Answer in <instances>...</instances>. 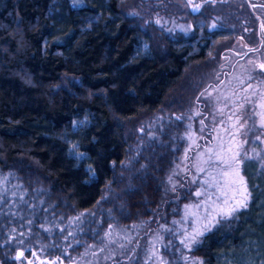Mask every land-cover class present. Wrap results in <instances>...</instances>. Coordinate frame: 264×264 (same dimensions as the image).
<instances>
[{
  "label": "trees",
  "instance_id": "obj_1",
  "mask_svg": "<svg viewBox=\"0 0 264 264\" xmlns=\"http://www.w3.org/2000/svg\"><path fill=\"white\" fill-rule=\"evenodd\" d=\"M125 1L0 0V264H14L18 248L30 254L37 240L54 238L58 255L62 246L98 244L110 225L140 223L138 234L94 263L134 264L148 234L191 198L188 177L206 141L185 132L182 173L166 192L170 178L159 180L151 151L123 167L126 127L157 112L188 64L212 51L216 36L202 21L216 10H204L200 28L191 18L194 32L168 41L160 57L138 48ZM61 74L79 82L55 90ZM70 137L85 160L70 154ZM244 171L250 204L199 238L191 249L198 264H264V170L254 162Z\"/></svg>",
  "mask_w": 264,
  "mask_h": 264
},
{
  "label": "rangeland",
  "instance_id": "obj_2",
  "mask_svg": "<svg viewBox=\"0 0 264 264\" xmlns=\"http://www.w3.org/2000/svg\"><path fill=\"white\" fill-rule=\"evenodd\" d=\"M137 1L122 2L124 18L141 33L138 48L160 57L166 55L168 41L194 32L196 25L192 19L196 22L202 19L201 14L192 18L183 0L175 1L183 6L184 12H178L169 0H150L152 7L147 2L143 4L145 0ZM209 7L217 15L202 22L208 23L207 33L216 36L212 51L188 64L174 94L157 112L127 123L129 154L123 167L126 169L137 155L151 151L159 180L170 178L164 187L166 192L175 186L182 173L185 132L193 130L194 140L202 138L207 144L193 158L188 177L191 198L177 214V210L171 211L157 230L148 234L134 264H198L191 249L199 238L250 204L244 165L257 162L264 170V71L246 63L233 64L238 24L235 13L226 12L219 3ZM78 82L75 76L61 74L53 89H67ZM203 128L211 131L206 138ZM69 143L70 154L85 160L77 149L76 139L70 137ZM143 227L140 223L113 224L100 234L98 244L83 245L81 251H69L62 246L58 255L54 254L58 249L53 246L54 238L48 237L37 240L30 254L24 247L18 248L10 259H14V264H94L121 248ZM69 239L66 241L72 243L73 239L70 242ZM63 258L71 262H62Z\"/></svg>",
  "mask_w": 264,
  "mask_h": 264
},
{
  "label": "flooded vegetation",
  "instance_id": "obj_3",
  "mask_svg": "<svg viewBox=\"0 0 264 264\" xmlns=\"http://www.w3.org/2000/svg\"><path fill=\"white\" fill-rule=\"evenodd\" d=\"M192 15L204 17L209 5L219 3L237 18L234 63H246L264 71V0H183ZM226 33V32H223Z\"/></svg>",
  "mask_w": 264,
  "mask_h": 264
},
{
  "label": "snow or ice",
  "instance_id": "obj_4",
  "mask_svg": "<svg viewBox=\"0 0 264 264\" xmlns=\"http://www.w3.org/2000/svg\"><path fill=\"white\" fill-rule=\"evenodd\" d=\"M262 67H264V66H262Z\"/></svg>",
  "mask_w": 264,
  "mask_h": 264
}]
</instances>
